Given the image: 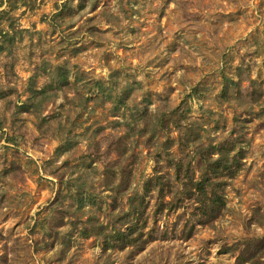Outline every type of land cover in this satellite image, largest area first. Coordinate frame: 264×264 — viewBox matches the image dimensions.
<instances>
[{
  "label": "rangeland",
  "instance_id": "374dc122",
  "mask_svg": "<svg viewBox=\"0 0 264 264\" xmlns=\"http://www.w3.org/2000/svg\"><path fill=\"white\" fill-rule=\"evenodd\" d=\"M0 11V264H264V0ZM175 120L199 140L182 147ZM231 143L241 168L202 223L201 148ZM169 153L195 196L163 206L145 184L174 181ZM135 197L145 213L128 219Z\"/></svg>",
  "mask_w": 264,
  "mask_h": 264
},
{
  "label": "trees",
  "instance_id": "16d2710c",
  "mask_svg": "<svg viewBox=\"0 0 264 264\" xmlns=\"http://www.w3.org/2000/svg\"><path fill=\"white\" fill-rule=\"evenodd\" d=\"M4 14L5 11H0V15L4 16ZM249 82L250 84L255 83V81L251 78H249ZM235 84L239 86L240 91H244L245 89L249 90L248 86H243L242 78H240L239 81ZM228 91V87H225L224 92H226L227 94ZM172 113H175V111H172L169 114L172 115ZM174 123L177 129H179L180 131L178 141L179 144L182 145V147L190 145L191 143H194L199 140V135H195L194 131L192 129H189L190 127H184V125H182L183 122L175 120ZM173 143H175L174 140L168 139L164 142L163 145L167 149H169L173 145ZM235 147V144L231 143L227 146H212L207 151L201 148L200 164L205 165L209 172L205 171L203 173L204 178L199 179L195 182L196 188L198 189V192L196 193L198 195V198L197 196H195L194 193H192V190H189V192H187L188 190L182 191L180 189L181 185H183V187H186L190 183V181L193 180L192 167L184 168V159L173 156L170 153L169 154L171 156L169 155L168 164L173 166V168L175 169L174 181L166 179L167 181L163 183V179H165L164 176H154L146 182L145 187L151 189L155 180H157L158 183H161V188L159 189L160 196L162 198H164L167 194H170L172 196V199L167 203L162 200L163 206H169L172 204L174 205L176 200L183 199L184 192L186 195H191L189 197L195 196L201 204L202 215L204 216V218L200 221H202V223L211 221L219 214V212L222 208H224L225 205L222 195H220L218 192L220 184L223 183L222 179L235 177L237 172L241 168L240 159L237 157L239 155V152H232L235 150ZM216 154L221 155L219 158H213ZM184 177L188 178L186 182L184 180ZM156 185L157 184H155V186ZM164 188L166 190H164ZM130 204V211L124 213V216L128 217V219H131V215L139 213L140 216L138 218L142 217V214L145 213L144 200H139L137 199V197L131 198ZM137 227L138 225L135 224L133 229ZM100 228L104 229V226L101 225ZM118 233H120L119 237L125 236L124 233H121V231H119Z\"/></svg>",
  "mask_w": 264,
  "mask_h": 264
}]
</instances>
